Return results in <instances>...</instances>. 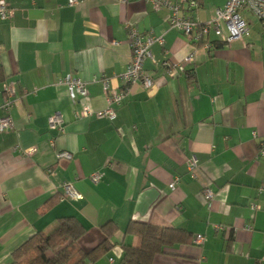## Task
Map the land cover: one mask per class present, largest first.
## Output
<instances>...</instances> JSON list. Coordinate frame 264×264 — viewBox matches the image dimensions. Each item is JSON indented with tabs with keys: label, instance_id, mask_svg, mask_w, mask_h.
I'll return each mask as SVG.
<instances>
[{
	"label": "crops",
	"instance_id": "crops-1",
	"mask_svg": "<svg viewBox=\"0 0 264 264\" xmlns=\"http://www.w3.org/2000/svg\"><path fill=\"white\" fill-rule=\"evenodd\" d=\"M6 1L15 16L0 21V119L6 86L15 87L19 101L11 111L14 129L0 133V264L64 218L85 229L83 251L111 243L91 264L121 263L123 245L139 242L128 232L131 223L186 233L153 264H264V19L243 11L249 25L243 41L223 45L212 36L208 49L190 43L171 28L166 10L144 0H84L74 7L68 0ZM197 1L194 18L203 23L228 0ZM129 25L164 36L144 66L154 86L135 85L114 106L113 121L77 117L85 105L108 107L94 78L122 86L119 77L132 59ZM192 54L184 73L167 75L165 62ZM67 75L88 84V98L73 103L60 83ZM54 114L64 120L63 133L49 128ZM65 152L73 158L59 159ZM193 156L196 179L187 166ZM97 172L102 178L94 183ZM66 183L81 200L64 196ZM205 188L214 191L210 203Z\"/></svg>",
	"mask_w": 264,
	"mask_h": 264
},
{
	"label": "built area",
	"instance_id": "built-area-1",
	"mask_svg": "<svg viewBox=\"0 0 264 264\" xmlns=\"http://www.w3.org/2000/svg\"><path fill=\"white\" fill-rule=\"evenodd\" d=\"M84 0H68L70 7L81 4ZM150 3L156 10H166L168 12V21L172 29L181 32L186 39L193 45L204 46L208 49L214 48L212 36L223 45H232L235 42L243 41L249 34L248 22L243 18L242 12L246 11L256 18L264 19V0H228L227 3L215 10L213 17L207 22H199L194 18V12L200 7L197 0H144ZM15 16V9L6 0H0V21H10ZM129 45L132 49V59L126 71L120 75L122 86L119 89L111 88L109 78H94L93 82H101L103 92L108 107L103 111H93L91 107L85 105L81 111L76 113L79 118H90L95 116L98 119L116 118L114 106H120L124 99L130 95L135 85L141 84L145 89H151L154 86L153 77L145 69V62L152 57L151 47L154 44L164 45L163 35H155L152 31L148 34H142L136 27L128 26ZM195 61L194 55L187 56L182 62L172 64L165 62L164 68L169 77L175 78L178 73H184L187 66ZM68 88L70 98L73 103L78 98L86 99L89 96L88 84L83 80L72 75H67L60 82ZM19 101L16 89L12 85L5 87V96L2 110L6 116L0 119V133L14 129V121L11 111ZM49 128L61 133L64 132V120L59 114H54L48 119ZM255 138L257 134H254ZM260 156L264 157V150H260ZM32 155V153H28ZM59 159L71 160L73 156L70 153H60ZM188 172L192 179L197 178L199 169L198 159L193 156L187 163ZM102 178L101 173H94L91 180L98 183ZM177 180L170 184V188L175 190ZM64 196L72 201H79L82 195L72 183H66L63 186ZM204 200L210 203L214 198V191L211 188H205L202 191ZM255 209L258 207L253 206ZM205 237L197 235L195 243L203 245ZM264 260V258H263Z\"/></svg>",
	"mask_w": 264,
	"mask_h": 264
},
{
	"label": "trees",
	"instance_id": "trees-1",
	"mask_svg": "<svg viewBox=\"0 0 264 264\" xmlns=\"http://www.w3.org/2000/svg\"><path fill=\"white\" fill-rule=\"evenodd\" d=\"M128 232L138 236L139 242L123 245L120 264H153L165 247L186 241V233L174 228L131 223ZM84 233L77 219L64 218L50 233L38 232L18 247L10 264H91L112 248L106 240L91 252L83 251L78 241Z\"/></svg>",
	"mask_w": 264,
	"mask_h": 264
}]
</instances>
